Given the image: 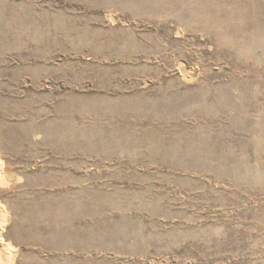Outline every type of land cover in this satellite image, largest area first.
Here are the masks:
<instances>
[{
    "label": "rangeland",
    "instance_id": "obj_1",
    "mask_svg": "<svg viewBox=\"0 0 264 264\" xmlns=\"http://www.w3.org/2000/svg\"><path fill=\"white\" fill-rule=\"evenodd\" d=\"M0 264H264V0H0Z\"/></svg>",
    "mask_w": 264,
    "mask_h": 264
},
{
    "label": "bare ground",
    "instance_id": "obj_2",
    "mask_svg": "<svg viewBox=\"0 0 264 264\" xmlns=\"http://www.w3.org/2000/svg\"><path fill=\"white\" fill-rule=\"evenodd\" d=\"M2 221V220H1Z\"/></svg>",
    "mask_w": 264,
    "mask_h": 264
}]
</instances>
